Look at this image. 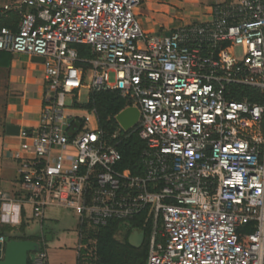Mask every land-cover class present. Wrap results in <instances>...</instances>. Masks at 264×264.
<instances>
[{
    "label": "built area",
    "instance_id": "obj_1",
    "mask_svg": "<svg viewBox=\"0 0 264 264\" xmlns=\"http://www.w3.org/2000/svg\"><path fill=\"white\" fill-rule=\"evenodd\" d=\"M4 1L18 17L0 24V50L44 57L46 81L4 215L15 221L13 202H32L35 219L77 210L79 264L98 260L100 227L142 213L147 264H264V0H218L169 34L142 28V0ZM108 90L140 109L130 130L116 115L102 127L88 106ZM132 135L144 142L137 173L120 169L117 147ZM31 260L49 264L46 249Z\"/></svg>",
    "mask_w": 264,
    "mask_h": 264
},
{
    "label": "crops",
    "instance_id": "obj_2",
    "mask_svg": "<svg viewBox=\"0 0 264 264\" xmlns=\"http://www.w3.org/2000/svg\"><path fill=\"white\" fill-rule=\"evenodd\" d=\"M217 1L142 0L136 13L145 31L169 34L184 24L206 20L212 5ZM4 3V0H0V17L4 11ZM187 6L201 8V16L195 20H186L190 18L191 14L186 15L185 18L171 16L173 11H180ZM10 12L14 13L17 19L18 16L13 11L3 15H8ZM193 14L198 16L199 12ZM2 52L6 56L0 57V76L4 75L5 77L3 87L6 92V101L3 105L0 104V195L6 193L10 197H15L22 190L21 159L18 154L26 140L21 131L26 129L36 133L41 124L46 93L45 69L43 62L36 61L34 56ZM10 125L19 126L21 128L20 134H9L8 126ZM12 204L17 210L13 223L10 217L4 215L2 209L0 210V236H4L7 241L13 235H39L41 238L37 241H39L41 249H46L49 264H79L81 237L79 212L77 210L50 205L46 208L43 219H35L32 202H13ZM50 210L68 211L72 214L63 213L50 216L48 215ZM72 219L76 220V224H73ZM34 221L39 225L38 230L28 233V227ZM0 242L5 243L1 240Z\"/></svg>",
    "mask_w": 264,
    "mask_h": 264
},
{
    "label": "trees",
    "instance_id": "obj_3",
    "mask_svg": "<svg viewBox=\"0 0 264 264\" xmlns=\"http://www.w3.org/2000/svg\"><path fill=\"white\" fill-rule=\"evenodd\" d=\"M16 16L14 13H8L0 17V24L13 26ZM83 49V46H79ZM6 56L0 51V57ZM10 58V57H8ZM127 104V101L114 91H101L92 94L88 106H94L97 109L100 125L109 130L116 126L115 115H117ZM118 149L122 153L123 160L120 169L137 173L139 156L144 142L137 136L132 135L118 144ZM145 232V241L140 247H134L129 241L130 235L136 230ZM151 229L150 220L146 213H142L134 220L128 223L111 221L109 224L98 229L96 235L98 260L94 264H147L148 244L147 240ZM120 230H126L123 240L118 239L117 233ZM10 238L39 240V235L20 236L13 235ZM42 248V247H41ZM29 264H32L30 259Z\"/></svg>",
    "mask_w": 264,
    "mask_h": 264
},
{
    "label": "water",
    "instance_id": "obj_4",
    "mask_svg": "<svg viewBox=\"0 0 264 264\" xmlns=\"http://www.w3.org/2000/svg\"><path fill=\"white\" fill-rule=\"evenodd\" d=\"M38 62H44V57L35 56ZM141 111L138 107L123 108L116 120L124 130H130L139 121ZM21 128L17 125L8 126V133L19 135ZM132 246L140 247L145 241V232L136 229L129 237ZM41 249L37 240L10 238L5 243L0 242V264H29L31 256Z\"/></svg>",
    "mask_w": 264,
    "mask_h": 264
},
{
    "label": "rangeland",
    "instance_id": "obj_5",
    "mask_svg": "<svg viewBox=\"0 0 264 264\" xmlns=\"http://www.w3.org/2000/svg\"><path fill=\"white\" fill-rule=\"evenodd\" d=\"M201 8H198V7H195V6H187V7H185V9H181L180 11H178V10H175V11H173V13L171 14V16L173 15H175V16H178V18L179 17H186V15H189V14H191L190 15V18L189 19H186V20H195V19H197L198 17H200L201 16ZM198 13L199 12V15L197 16V15H194L193 13ZM193 14V15H192ZM177 21L178 22H180V20L179 19H177ZM5 82V77H4V75H1L0 76V104H4L5 103V101H6V92H5V89H4V87H3V83ZM87 98V94H85L84 95V97H83V99H86ZM72 214L71 212H66V211H58V210H50L49 212H48V215H50V216H57V215H61V214ZM73 220V224H76V220H74V219H72ZM38 228H39V225H38V223L36 222V221H34V222H32L30 225H29V227H28V233H31V232H34V231H37L38 230ZM125 235H126V230H120L118 233H117V238L118 239H120V240H123L124 239V237H125Z\"/></svg>",
    "mask_w": 264,
    "mask_h": 264
}]
</instances>
